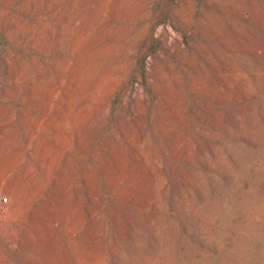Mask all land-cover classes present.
I'll return each instance as SVG.
<instances>
[{
    "label": "rangeland",
    "instance_id": "rangeland-1",
    "mask_svg": "<svg viewBox=\"0 0 264 264\" xmlns=\"http://www.w3.org/2000/svg\"><path fill=\"white\" fill-rule=\"evenodd\" d=\"M0 264H264V0H0Z\"/></svg>",
    "mask_w": 264,
    "mask_h": 264
},
{
    "label": "bare ground",
    "instance_id": "bare-ground-1",
    "mask_svg": "<svg viewBox=\"0 0 264 264\" xmlns=\"http://www.w3.org/2000/svg\"><path fill=\"white\" fill-rule=\"evenodd\" d=\"M64 35V34H63ZM60 42V41H59ZM61 44V43H60ZM61 49V48H60ZM73 51V50H72ZM81 74H84V71H82L81 72ZM42 81V80H41ZM29 85H30V87H31V92L32 93H36V90L37 89H39V88H42V86H43V83H41V82H35V81H31L30 83H29ZM15 86H17V88L19 87V84L16 82L15 83ZM96 86H98V85H96ZM97 88V87H96ZM80 90V86H77V87H75L73 90H70L68 93H66L65 94V99H63L60 103H58V105L56 106V108H55V111H54V113L56 114V116H58V118H60L61 120L62 119H64V117L66 118L67 116L66 115H64L63 113H62V111H61V107L62 106H66L65 108L69 111L70 110V112L72 111L71 110V107H73V97L78 93V91ZM92 90L94 91V87L92 88ZM92 91V92H93ZM34 94H32L34 97H35V95ZM93 94V93H92ZM110 96V95H109ZM91 97V96H90ZM32 98V97H31ZM53 98V97H52ZM106 98V100H107V97L105 96L104 97V99ZM103 100V99H102ZM104 102H105V100H104ZM103 106V105H102ZM65 109V110H66ZM67 111V112H68ZM67 112H66V114H67ZM93 112V111H92ZM69 115L71 114V113H68ZM53 119V118H52ZM57 119V118H56ZM59 119H57V121H58ZM65 120V119H64ZM56 121V122H57ZM61 123H64V122H61ZM61 123H59V124H61ZM58 124V125H59ZM55 125V124H54ZM53 126V125H52ZM54 132V131H53ZM57 132V131H56ZM79 134V133H78ZM76 135V134H75ZM80 135V134H79ZM81 137V136H80ZM79 137V138H80ZM85 137V136H84ZM83 137V138H84ZM82 139V138H81ZM85 139V138H84ZM59 141V140H58ZM78 142V141H77ZM80 142V141H79ZM79 145L81 144V143H78ZM83 144V143H82ZM82 146V145H81ZM79 147V146H78ZM82 149V148H81ZM42 150V149H41ZM40 150V151H41ZM77 150H78V148H77ZM80 150V149H79ZM46 151L47 150H42V153L41 152H39V153H41L40 154V156L37 158V166H38V168L39 169H41V170H44L45 169V165H46V161H48L47 160V153H46ZM78 151H76V153H77ZM71 155V154H70ZM37 156V155H36ZM49 156V155H48ZM72 156V155H71ZM76 157L75 158H77V156H78V154L77 155H75ZM35 158V159H36ZM47 168V167H46ZM27 171V170H26ZM29 172V171H28ZM30 173V172H29ZM18 177V176H17ZM24 177V176H23ZM34 177V176H33ZM22 178V177H21ZM19 179V178H18ZM24 179V180H23ZM33 179H32V176L29 174V177L27 176L26 178H22V180H20V182L21 183H23L24 184V182H26V181H30L29 183H31V181H32ZM33 183V182H32ZM2 184V183H1ZM12 184V183H11ZM8 185V184H7ZM9 186V185H8ZM7 187V186H6ZM8 190L12 193V194H14V195H16L17 197H20L21 198V191L19 190H14V188L12 187V188H8ZM13 195V196H14ZM16 215V214H15ZM17 216H18V214H17ZM19 217V216H18ZM15 222H17V221H15ZM23 223V222H22ZM21 224V223H20Z\"/></svg>",
    "mask_w": 264,
    "mask_h": 264
}]
</instances>
